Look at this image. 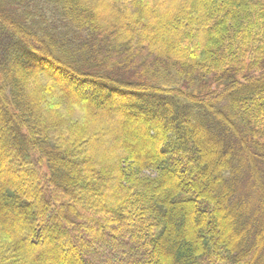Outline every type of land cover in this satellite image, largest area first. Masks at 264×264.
I'll list each match as a JSON object with an SVG mask.
<instances>
[{
	"label": "trees",
	"instance_id": "trees-1",
	"mask_svg": "<svg viewBox=\"0 0 264 264\" xmlns=\"http://www.w3.org/2000/svg\"><path fill=\"white\" fill-rule=\"evenodd\" d=\"M0 264H264V0H0Z\"/></svg>",
	"mask_w": 264,
	"mask_h": 264
},
{
	"label": "rangeland",
	"instance_id": "rangeland-1",
	"mask_svg": "<svg viewBox=\"0 0 264 264\" xmlns=\"http://www.w3.org/2000/svg\"><path fill=\"white\" fill-rule=\"evenodd\" d=\"M73 86V85H72ZM71 85L69 87L73 88ZM43 169L46 170V167L43 166ZM126 238V237H125Z\"/></svg>",
	"mask_w": 264,
	"mask_h": 264
}]
</instances>
